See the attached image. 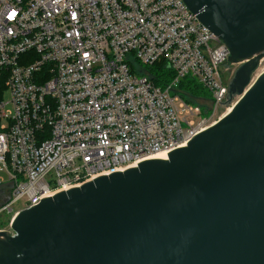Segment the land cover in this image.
Returning a JSON list of instances; mask_svg holds the SVG:
<instances>
[{"label":"built area","instance_id":"1","mask_svg":"<svg viewBox=\"0 0 264 264\" xmlns=\"http://www.w3.org/2000/svg\"><path fill=\"white\" fill-rule=\"evenodd\" d=\"M228 55L182 0H0V232L41 199L167 158L215 124L241 65ZM184 82L208 98L187 101Z\"/></svg>","mask_w":264,"mask_h":264},{"label":"water","instance_id":"2","mask_svg":"<svg viewBox=\"0 0 264 264\" xmlns=\"http://www.w3.org/2000/svg\"><path fill=\"white\" fill-rule=\"evenodd\" d=\"M182 2L241 64L231 111L166 160L19 211L0 264H264V0Z\"/></svg>","mask_w":264,"mask_h":264},{"label":"rangeland","instance_id":"3","mask_svg":"<svg viewBox=\"0 0 264 264\" xmlns=\"http://www.w3.org/2000/svg\"><path fill=\"white\" fill-rule=\"evenodd\" d=\"M263 71H264V57L262 58V60H260L259 70H258L255 74L252 75V80H254V79H255L260 73H262ZM152 74H153L154 76H160V75H158L156 68H154V70H152ZM167 74H168V73H166V75H167ZM160 78H161V79H164V82H167V81L169 80L167 77L165 78V76H164V77L160 76ZM165 79H166V81H165ZM178 88H179L180 91H184V90H185V87L182 86V85H180ZM191 89H192V91H193L194 94L196 93V94H195L196 97H199V96L202 97V96H203V97H205V98H208V93H207V91L202 90V89L194 90L193 87H191ZM2 98H3L5 101H7V99H8V95H7V94H3ZM238 99H239V96H236V95L233 96V97H232V100H231V104H230V106H231V105H234V104L237 102ZM224 113H225V111H222L221 113H218V115H217L216 118L221 117ZM0 176H4V174L1 173ZM22 205H23V204H22V201H18V202H16V203H14L13 205H11V209H12L13 211L19 210V209L22 208ZM8 217H9V215L5 214L4 212L0 214V226H2V227H6V224H7V218H8Z\"/></svg>","mask_w":264,"mask_h":264},{"label":"trees","instance_id":"4","mask_svg":"<svg viewBox=\"0 0 264 264\" xmlns=\"http://www.w3.org/2000/svg\"><path fill=\"white\" fill-rule=\"evenodd\" d=\"M152 70H154V69L149 70L148 73H150L152 75V77L157 81V84L166 83V82H164V79H161L160 78V76H162V77L165 76V78L167 77V75H166L167 72L165 70L156 68L157 73L160 76H154L152 74ZM165 81H166V79H165ZM182 86L185 87V90L184 91H181L182 92V97L185 98L189 102H193V99H195L197 97L195 96L196 93L195 94L193 93L191 87H193L194 90H199V88H197L196 85H192V83L191 84H187L185 82L182 83ZM0 90H1V84H0Z\"/></svg>","mask_w":264,"mask_h":264},{"label":"flooded vegetation","instance_id":"5","mask_svg":"<svg viewBox=\"0 0 264 264\" xmlns=\"http://www.w3.org/2000/svg\"><path fill=\"white\" fill-rule=\"evenodd\" d=\"M9 191L7 189L0 188V205L8 198Z\"/></svg>","mask_w":264,"mask_h":264},{"label":"bare ground","instance_id":"6","mask_svg":"<svg viewBox=\"0 0 264 264\" xmlns=\"http://www.w3.org/2000/svg\"><path fill=\"white\" fill-rule=\"evenodd\" d=\"M234 105H232V106H229V108L227 109V111L225 112V115L227 114V113H229L230 111H231V109H232V107H233ZM224 115V116H225ZM223 117V116H222ZM221 117V118H222ZM154 159H162V160H166V159H168V158H165V155H157Z\"/></svg>","mask_w":264,"mask_h":264}]
</instances>
